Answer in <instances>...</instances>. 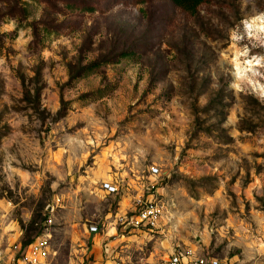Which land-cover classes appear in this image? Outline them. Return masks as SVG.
Here are the masks:
<instances>
[{"label":"rangeland","instance_id":"rangeland-1","mask_svg":"<svg viewBox=\"0 0 264 264\" xmlns=\"http://www.w3.org/2000/svg\"><path fill=\"white\" fill-rule=\"evenodd\" d=\"M49 217L50 264H264V0H0L7 258Z\"/></svg>","mask_w":264,"mask_h":264},{"label":"built area","instance_id":"built-area-1","mask_svg":"<svg viewBox=\"0 0 264 264\" xmlns=\"http://www.w3.org/2000/svg\"><path fill=\"white\" fill-rule=\"evenodd\" d=\"M154 176L159 174V169H152ZM105 190L115 192L116 189L111 184H105ZM159 218V209L154 205L138 203L137 208L128 217L127 215L120 216L119 221L125 228L132 229L146 228L151 230L156 227ZM54 222L52 218H47L44 221L43 228L40 234L28 246L24 253H19L12 257H8L5 251L0 247V264H50L56 252L53 248ZM107 253L109 250H106ZM111 264H124L118 260H112ZM167 264H227L223 260L215 257H205L196 254L192 249L187 247H179L175 249Z\"/></svg>","mask_w":264,"mask_h":264},{"label":"trees","instance_id":"trees-1","mask_svg":"<svg viewBox=\"0 0 264 264\" xmlns=\"http://www.w3.org/2000/svg\"><path fill=\"white\" fill-rule=\"evenodd\" d=\"M172 1L176 6L182 8L183 10L195 14L198 10V7L205 2V0H170ZM98 65H92L88 67L85 71L87 73H90L93 71V69L97 68Z\"/></svg>","mask_w":264,"mask_h":264},{"label":"crops","instance_id":"crops-1","mask_svg":"<svg viewBox=\"0 0 264 264\" xmlns=\"http://www.w3.org/2000/svg\"><path fill=\"white\" fill-rule=\"evenodd\" d=\"M96 264H99V262H98V263H96Z\"/></svg>","mask_w":264,"mask_h":264}]
</instances>
